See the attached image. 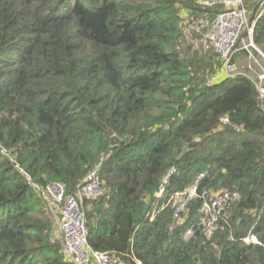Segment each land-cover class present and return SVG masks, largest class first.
<instances>
[{
  "label": "trees",
  "instance_id": "obj_1",
  "mask_svg": "<svg viewBox=\"0 0 264 264\" xmlns=\"http://www.w3.org/2000/svg\"><path fill=\"white\" fill-rule=\"evenodd\" d=\"M251 1L250 23L262 10ZM181 7L195 0H0V264H72L32 185L74 194L94 167L105 194L83 200L93 249L129 264H264L256 86L244 76L207 83L217 55L185 41ZM252 40L264 54V10ZM171 167L166 195L200 173L201 190L239 192L210 239L199 197L172 231L170 208L148 220Z\"/></svg>",
  "mask_w": 264,
  "mask_h": 264
},
{
  "label": "built area",
  "instance_id": "obj_2",
  "mask_svg": "<svg viewBox=\"0 0 264 264\" xmlns=\"http://www.w3.org/2000/svg\"><path fill=\"white\" fill-rule=\"evenodd\" d=\"M196 7H181L179 15L183 30V37L199 53L213 52L217 55L218 66L207 83H214L217 78H232L244 76L251 79L256 86V99L264 114V70L257 72L256 78L250 76L254 66L261 67L259 60L252 56L250 48L264 54L252 40L254 23L260 14L256 15L249 24V11L247 0H195ZM215 4H222L223 8L215 14L210 10ZM203 8V11H202ZM263 9V8H262ZM246 32L247 43L239 48L243 41V33ZM238 50H246L249 61L246 67L240 69L234 61ZM255 70V69H254ZM228 117L222 116L220 122L225 124ZM237 129V128H236ZM175 167L167 170L161 179L157 191L154 193V202L147 213L149 221L154 220L158 211L170 208L172 223L168 230L172 231L183 224L187 219V208L190 201L196 197L201 199L199 207V221L197 225L202 235L210 239L217 230L218 218L223 211L240 199L238 191H210L199 189V181L204 174L200 173L195 182L166 195V186L170 178L175 174ZM34 191L42 201L54 210L58 215L54 236L62 245L64 260L72 264H129L109 251L93 249L88 242V230L86 224L83 200L93 199L105 194L102 180L96 167L92 168L81 181L76 193L66 195L62 184L54 182L45 187L32 185ZM195 226H188L182 233V239L188 240L194 234ZM246 242L259 243L254 235L244 239ZM137 264L139 260L133 257Z\"/></svg>",
  "mask_w": 264,
  "mask_h": 264
},
{
  "label": "rangeland",
  "instance_id": "obj_3",
  "mask_svg": "<svg viewBox=\"0 0 264 264\" xmlns=\"http://www.w3.org/2000/svg\"><path fill=\"white\" fill-rule=\"evenodd\" d=\"M252 2H254V3L255 2H257V3L259 2V5H258V8L257 9L260 10V9L263 8L262 10H264V0H252L251 2H249V5L253 8L254 7V4L252 5ZM222 8H223L222 4H215L210 9L211 15L217 13ZM253 12L254 11L252 10L249 13V16H248V19L249 20H250V17L252 16V13ZM249 24H250V21H249ZM243 43H247L246 32L243 33V41L240 42V44H239L238 47L240 48L243 45ZM192 52L193 51H191V50L189 51L188 49L185 51V53H189L190 55H192ZM237 53L239 54L238 55L239 57L238 56H235L234 57V61L237 63V65L239 66L240 69H243L244 67H246V65L248 64V61H249L248 52L246 50H238L236 52V54ZM250 53L252 54L253 57H255V58H257L259 60V63H261V67L254 66L255 64H253V63L251 64V66H252L251 68H253V70H252L250 76H252V78H256L257 72H260V71H263L264 70V58L259 54V52L257 50H255L253 48H250ZM192 56H194V54ZM82 206H83V209L84 208H87V206L85 207L83 203H82ZM41 210H42V215H41L42 218H45L48 221L49 226H50V230H51V241L53 243H56L57 245H59L61 247L62 245H60L61 244L60 241L54 236L55 230H56V223H57V220H58L57 213L54 210H52L49 206H46V204L44 202L41 203Z\"/></svg>",
  "mask_w": 264,
  "mask_h": 264
},
{
  "label": "crops",
  "instance_id": "obj_4",
  "mask_svg": "<svg viewBox=\"0 0 264 264\" xmlns=\"http://www.w3.org/2000/svg\"><path fill=\"white\" fill-rule=\"evenodd\" d=\"M238 53H239V52H238ZM238 53H237L235 56H238V55L240 54V53H239V54H238ZM238 57H239V56H238Z\"/></svg>",
  "mask_w": 264,
  "mask_h": 264
}]
</instances>
